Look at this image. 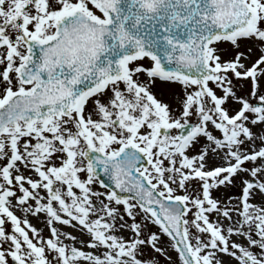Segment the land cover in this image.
Returning <instances> with one entry per match:
<instances>
[{"label":"snow or ice","instance_id":"obj_1","mask_svg":"<svg viewBox=\"0 0 264 264\" xmlns=\"http://www.w3.org/2000/svg\"><path fill=\"white\" fill-rule=\"evenodd\" d=\"M158 257L264 264V0H0V264Z\"/></svg>","mask_w":264,"mask_h":264},{"label":"rangeland","instance_id":"obj_2","mask_svg":"<svg viewBox=\"0 0 264 264\" xmlns=\"http://www.w3.org/2000/svg\"><path fill=\"white\" fill-rule=\"evenodd\" d=\"M156 90H157V94L158 95L163 93V97L165 99H171L174 102V94L168 90L166 85H163V84L157 82ZM173 106H175L174 103H173ZM238 181H239V178H237V184L236 185H233V186H231V187H229L227 189H222L221 192L219 193V195H223L224 192H227L228 195H231V196H234V197L239 195V191L240 190H239V187H238ZM17 214L20 215L21 213L18 211ZM152 227H153V230H155V226H152ZM168 240H169V238L165 236L164 237L165 246L170 248V246L167 244ZM169 254L172 255L173 261H175L176 260L175 252L174 251H170ZM158 259H160L161 264H166V261L164 260L163 257H158ZM233 264H235V262H233Z\"/></svg>","mask_w":264,"mask_h":264},{"label":"bare ground","instance_id":"obj_3","mask_svg":"<svg viewBox=\"0 0 264 264\" xmlns=\"http://www.w3.org/2000/svg\"><path fill=\"white\" fill-rule=\"evenodd\" d=\"M31 222L35 224L37 227H43L42 223H40L36 218L30 217Z\"/></svg>","mask_w":264,"mask_h":264},{"label":"water","instance_id":"obj_4","mask_svg":"<svg viewBox=\"0 0 264 264\" xmlns=\"http://www.w3.org/2000/svg\"><path fill=\"white\" fill-rule=\"evenodd\" d=\"M103 175V174H102ZM105 179V181L107 182V177H103Z\"/></svg>","mask_w":264,"mask_h":264}]
</instances>
